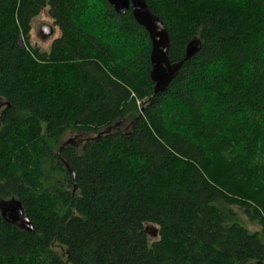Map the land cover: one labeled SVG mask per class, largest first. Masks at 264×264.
<instances>
[{"label": "trees", "instance_id": "1", "mask_svg": "<svg viewBox=\"0 0 264 264\" xmlns=\"http://www.w3.org/2000/svg\"><path fill=\"white\" fill-rule=\"evenodd\" d=\"M146 2L182 64L157 94L131 10L0 0V203L33 227L0 212V264H264V0Z\"/></svg>", "mask_w": 264, "mask_h": 264}, {"label": "water", "instance_id": "2", "mask_svg": "<svg viewBox=\"0 0 264 264\" xmlns=\"http://www.w3.org/2000/svg\"><path fill=\"white\" fill-rule=\"evenodd\" d=\"M118 14L124 15L131 10L136 23L145 28L150 36L153 50L151 54V62L153 63V71L150 74L152 81L156 84L155 93H159L167 87L178 73L181 63L171 65L167 52L169 48V35L166 27L161 20L149 10L146 0H108ZM53 34V31H50ZM200 42L195 40L187 46V59L191 58L198 51ZM9 106L0 97V123L4 114V109ZM20 201L10 200L0 203V212L3 219L12 225H17L20 229L33 232L30 221L22 211Z\"/></svg>", "mask_w": 264, "mask_h": 264}, {"label": "rangeland", "instance_id": "3", "mask_svg": "<svg viewBox=\"0 0 264 264\" xmlns=\"http://www.w3.org/2000/svg\"><path fill=\"white\" fill-rule=\"evenodd\" d=\"M48 9L44 10L40 15L35 18L31 24V45L33 48H36L39 50V52H49L50 48L55 41V39H58L61 36V32L58 27H55L54 21L49 17ZM50 31H53V34H50ZM86 139V138H85ZM73 140L74 143L76 142L79 144L81 141L80 136L76 135L75 133H69L64 141ZM84 142V140L82 141ZM235 210L238 211L237 208ZM241 219L243 223L246 225L247 228H249L251 231H257L259 228L257 225H254L248 221L247 218L244 216H241ZM147 232L149 234V239L152 241H155L158 235V227L153 225L147 226Z\"/></svg>", "mask_w": 264, "mask_h": 264}]
</instances>
